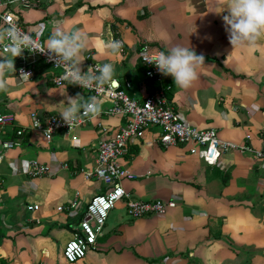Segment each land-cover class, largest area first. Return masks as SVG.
<instances>
[{
    "label": "crops",
    "instance_id": "obj_1",
    "mask_svg": "<svg viewBox=\"0 0 264 264\" xmlns=\"http://www.w3.org/2000/svg\"><path fill=\"white\" fill-rule=\"evenodd\" d=\"M230 0H41L36 8L18 11L23 28L33 32L43 23V40L60 27L79 29L87 36L84 54L114 66L128 96L143 100L152 87L144 75L138 50L167 52L191 48L204 56L197 78L186 88L172 81L171 103L182 122L199 129L213 128L221 139L262 147L264 124V33L252 44L232 46L222 19ZM119 38L123 52L113 53L107 42ZM0 57H10L3 54ZM30 78L15 70L0 73V112L15 116L0 134V264H264V160L250 153L226 152L216 164L189 153L186 145L163 147L159 129L128 140L121 163L133 177L122 186L139 200H172L162 214L131 218L123 200L108 214L102 232L84 257L67 262L62 249L84 212L85 202L104 186L85 179L82 170L95 165L98 141L126 121L99 105L90 123L55 133L50 140L26 129L20 145L14 130L28 126L30 111L59 114L66 97L86 93L72 85L56 86L53 71L38 57H26ZM125 81L129 86H125ZM98 101V102H97ZM98 124H101L105 131ZM250 134L249 139L245 135ZM29 160L49 169L41 176L26 173ZM78 193L80 206L58 211ZM28 205H37L29 210Z\"/></svg>",
    "mask_w": 264,
    "mask_h": 264
},
{
    "label": "built area",
    "instance_id": "obj_2",
    "mask_svg": "<svg viewBox=\"0 0 264 264\" xmlns=\"http://www.w3.org/2000/svg\"><path fill=\"white\" fill-rule=\"evenodd\" d=\"M68 1V0H56ZM41 0H0V26L8 23L15 24L22 32L27 33L36 46L45 44L43 40V23H38L31 33L25 30L15 14L22 9L36 8ZM119 52H123V42ZM160 51H150L146 45H142L138 50V58L145 67L144 75L147 79L160 81L164 76L160 73L154 64H151ZM9 54L0 43V56ZM50 54L45 52H29L22 50V54L17 56L20 64L16 67L18 75L25 78L33 76L34 71L26 57H38L46 66L53 71L51 81L56 86L72 85L81 93H90L93 97H101L108 101V107L105 112L108 115H122L126 121L115 132L107 134L100 139L97 144L95 165L92 169L82 170L85 179H97L104 188L91 196L84 204V212L78 223V227L72 232V236L62 249V254L67 262H74L85 256L86 252L93 248L96 238L101 234L109 211L115 205L123 200L125 210L129 217L137 218L149 214L165 213L167 208L173 207L172 200H162L160 198L139 200L131 197V194L122 186V180L131 179L133 174L121 163V158L126 153L128 140L131 138H140L149 127H157L159 134L157 142L163 147L173 145L188 146L189 153L199 157L205 163L213 165L226 152L250 153L256 159L264 160V124L259 135L262 147L260 149L252 147L246 142H234L221 139L213 128L199 129L193 126L185 125L177 112L175 111L171 99L167 97L163 89L150 92L143 100H136L127 95L124 88L121 87L117 79H111L110 82L97 83L89 88H81L79 85L70 84L64 79L65 68L59 62L56 63L54 55L50 59ZM88 67H94L96 64L92 59V54L87 51L84 54ZM130 83L125 81V86ZM96 113V112H95ZM84 113L81 110L78 120L67 124L59 114L45 113L38 114L36 111H30L28 126H20L15 129L16 139L7 138L2 141L4 148H12L20 145L19 137L23 135L26 129L39 131L43 138L50 140L51 137L60 131H69L75 127L90 123L96 114ZM15 116L9 112H0V134L6 133V126L14 124ZM105 131V128L98 124ZM250 134L245 135L249 139ZM26 173L30 176H41L49 173V169L43 163L37 160H29L26 164ZM1 182V181H0ZM1 185V184H0ZM78 193L67 203L56 207L58 211L73 210L80 206ZM29 210L37 209V205H28Z\"/></svg>",
    "mask_w": 264,
    "mask_h": 264
},
{
    "label": "clouds",
    "instance_id": "obj_3",
    "mask_svg": "<svg viewBox=\"0 0 264 264\" xmlns=\"http://www.w3.org/2000/svg\"><path fill=\"white\" fill-rule=\"evenodd\" d=\"M226 9L227 13L222 19L232 46L252 44L264 33V0H230ZM86 42L87 36L79 29L64 31L56 27L49 34L44 45L36 46L27 33L22 32L15 24L8 23L0 26V43L4 44L11 58L0 57V73L10 69L15 70L14 59L20 56L24 49L40 53L47 50L54 55L56 63L63 65L64 79L70 84L89 88L97 83L110 82L114 75V66L111 63L96 64L82 71L79 56ZM107 47L115 53L121 47V42L110 40L107 42ZM203 63L202 54H197L191 48L175 46L167 52H159L151 64H154L163 75L171 76L178 87L186 88L197 78L196 69ZM21 75L27 74L21 73ZM3 87L4 83L0 81V88ZM66 101L60 117L67 124L78 120L81 110L84 113L94 114L99 108L94 98L89 97L84 100L80 94L75 97L67 96Z\"/></svg>",
    "mask_w": 264,
    "mask_h": 264
},
{
    "label": "trees",
    "instance_id": "obj_4",
    "mask_svg": "<svg viewBox=\"0 0 264 264\" xmlns=\"http://www.w3.org/2000/svg\"><path fill=\"white\" fill-rule=\"evenodd\" d=\"M142 64V63H141ZM143 65V64H142ZM145 69V67H144ZM168 76H163L160 81L154 79H148L150 81V86L152 87L151 92L163 89L168 98H171L172 91V81L168 79ZM121 85V84H120ZM159 86V87H158ZM122 87V86H121ZM88 97L92 95L90 93L86 94ZM15 131V130H14ZM15 134V133H14Z\"/></svg>",
    "mask_w": 264,
    "mask_h": 264
},
{
    "label": "bare ground",
    "instance_id": "obj_5",
    "mask_svg": "<svg viewBox=\"0 0 264 264\" xmlns=\"http://www.w3.org/2000/svg\"><path fill=\"white\" fill-rule=\"evenodd\" d=\"M159 87V86H158ZM78 91V90H77ZM87 94V93H86ZM98 102V101H97Z\"/></svg>",
    "mask_w": 264,
    "mask_h": 264
}]
</instances>
